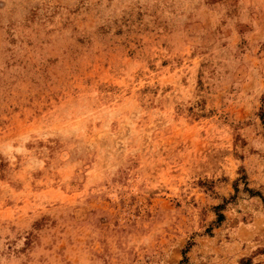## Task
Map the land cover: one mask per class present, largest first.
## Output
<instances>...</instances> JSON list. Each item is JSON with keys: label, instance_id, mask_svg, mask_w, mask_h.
<instances>
[{"label": "rangeland", "instance_id": "374dc122", "mask_svg": "<svg viewBox=\"0 0 264 264\" xmlns=\"http://www.w3.org/2000/svg\"><path fill=\"white\" fill-rule=\"evenodd\" d=\"M0 264H264V0H0Z\"/></svg>", "mask_w": 264, "mask_h": 264}]
</instances>
